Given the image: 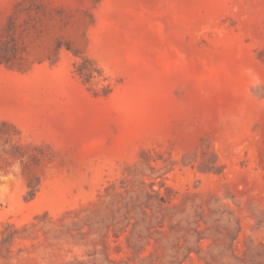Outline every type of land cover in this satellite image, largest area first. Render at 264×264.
<instances>
[{"label":"rangeland","instance_id":"374dc122","mask_svg":"<svg viewBox=\"0 0 264 264\" xmlns=\"http://www.w3.org/2000/svg\"><path fill=\"white\" fill-rule=\"evenodd\" d=\"M0 264H264V0H0Z\"/></svg>","mask_w":264,"mask_h":264}]
</instances>
